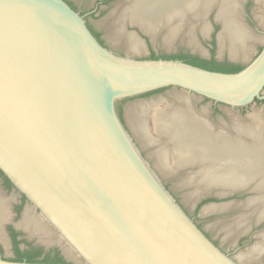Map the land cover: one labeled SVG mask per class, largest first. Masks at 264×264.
<instances>
[{
	"label": "water",
	"instance_id": "1",
	"mask_svg": "<svg viewBox=\"0 0 264 264\" xmlns=\"http://www.w3.org/2000/svg\"><path fill=\"white\" fill-rule=\"evenodd\" d=\"M125 52L64 0H0V171L85 264H241L144 133L161 116L255 119L264 46L236 73Z\"/></svg>",
	"mask_w": 264,
	"mask_h": 264
},
{
	"label": "bare ground",
	"instance_id": "2",
	"mask_svg": "<svg viewBox=\"0 0 264 264\" xmlns=\"http://www.w3.org/2000/svg\"><path fill=\"white\" fill-rule=\"evenodd\" d=\"M217 2V19L221 26L218 35L219 55L226 51L230 58L242 60L247 56L246 51L252 37L240 18V0H126L116 10H112L108 28L109 40L130 52L140 53L143 42L133 33L126 32L124 26L129 22L139 26L151 38H156L162 30L165 31L163 38L166 45L183 36L197 49L198 43L193 30L199 27L203 34H208L210 27L206 16ZM204 119L206 118L161 116L153 124L155 130L165 136L172 146L171 163L180 170H196L179 183L191 190L188 195L191 199L201 196L200 191H215L219 196L225 197L234 190L248 188L257 197L247 201L242 208L247 210L248 216H257L260 222L264 219V119L257 115L252 119L254 127L236 125L232 133L227 129L215 131L216 127ZM144 136L151 146L156 144L146 132ZM158 146L154 151L168 169L164 147ZM195 183L198 184L197 187ZM10 201L0 195V224L9 216ZM226 209V206L207 205L203 213L209 215ZM34 213V209L27 207L18 227L46 245L63 243L66 254L74 256L76 251L61 236L53 239V231L47 230L44 224L47 222L46 217L42 214L37 217ZM239 224L240 231L243 224ZM1 232L0 240L6 246L8 242ZM234 232L227 233L228 237ZM260 239L253 249L236 257L239 262L258 263L264 255V232L260 233ZM254 255L258 257L255 259Z\"/></svg>",
	"mask_w": 264,
	"mask_h": 264
},
{
	"label": "rangeland",
	"instance_id": "3",
	"mask_svg": "<svg viewBox=\"0 0 264 264\" xmlns=\"http://www.w3.org/2000/svg\"><path fill=\"white\" fill-rule=\"evenodd\" d=\"M75 5L76 11L81 14H85L89 11H92L94 9V3L96 0H70ZM126 0H114L113 2L107 3L105 5L99 6L97 9H95L91 15H89V22L92 24L93 28L99 32V35L101 37L103 45H105L107 48L112 50L117 55L123 57L125 54V47L121 48L122 45L114 44V46H110L109 43V35H108V28H109V22L111 20L110 15L111 13L116 10L117 6H119L122 2ZM113 10V11H112ZM213 15L212 13L208 17V23L210 26V33L207 35V37L203 36L200 28L196 27L193 30V35L195 37L196 42L198 43L197 49H194L189 43L186 37L180 36L177 38L172 44H167L164 42V36L165 31H161L160 35H158L156 38H151L149 35L142 33L136 26H129V23L125 24L126 32L133 33L135 36H137L140 40L143 42V50L144 54H139L140 59H147L150 55L149 49L151 48L157 55L159 54H167V55H173L177 54L179 52H190L193 55H197L202 58H210L213 54V57L217 59V61L223 62L228 60L229 56L226 51H224L221 55H219V42L217 41V35L219 31L221 30L220 24L213 21ZM192 18V17H190ZM240 18L242 22L244 23V26L246 27V30L250 32L249 34L252 37V40L250 41L248 45V49L246 51L247 56L242 59L238 60L236 64H241L245 66L255 56L258 54L259 49H261L264 46V1L260 0H245L244 2V15L243 13H240ZM107 19V20H106ZM193 19V18H192ZM150 47V48H149ZM125 48V49H124ZM211 50L212 54H211ZM221 57V58H220ZM220 59V60H219ZM261 119H264V108L260 111L258 114ZM206 118L204 120L210 122L211 125L215 128V131H218L217 129H227L230 133L233 132V128L236 125H243V126H252L254 124V121L252 119H244V118H209V117H203ZM235 120V121H234ZM242 121V122H241ZM249 121V122H247ZM252 123V124H251ZM235 124V125H233ZM148 135L155 141L156 144L152 146V148L155 150L160 147H164V150L166 152V165L168 166L169 172L174 177L178 185L181 187L183 192L188 197L189 192L191 191L189 188H186L182 183L183 180L187 179L188 176H190L194 171L188 169L183 170L175 167L172 162V157L170 153H172V146L170 142L165 139L160 133H158L154 125H152L148 130ZM161 141V142H160ZM168 141V142H167ZM161 143V144H160ZM163 143V144H162ZM163 145V146H162ZM168 145V146H167ZM158 146V147H157ZM167 146V147H166ZM166 147V149H165ZM171 158V159H170ZM172 164V165H171ZM178 169V170H177ZM187 171V172H186ZM174 173V174H172ZM188 173V174H187ZM188 175V176H187ZM187 176V178H186ZM183 186V187H182ZM198 184L195 183V187H197ZM247 191V192H246ZM251 190H248V188H245V190L241 189L236 191L230 196H223L220 197L215 191H200L199 194L201 196H197L193 199L188 198L190 202L195 205L197 202L204 201L206 202V199L208 201V198L213 199L214 197H220L215 198L211 202L205 203L198 211L202 219L205 221L207 226L210 228L212 233L215 235L219 243L222 245L224 250L226 252H232L233 247V241H227L228 234H230L231 231L229 230V227L236 226L239 223H248L250 220L252 221L253 217L248 216L246 214V211L243 207L244 204H246L247 201H249L252 198H256L257 195L254 192L249 193ZM215 192V193H214ZM231 194V193H230ZM0 195L6 199H10L9 202V216L8 218L0 224V232L2 233V236L5 237L6 241L8 242L5 246V243L0 240V249L2 256H5L7 259H15L16 254L13 250L12 243L10 241V238L8 237V231L12 228L16 231L17 236L19 237V247L23 249V251H26L25 249L28 248L31 249H42V252L44 249H49L50 251H56L59 253V255L68 263L70 264H85L84 261L77 255L76 252H74V256H69L66 254L64 244L61 243H52L50 245H46L45 243L38 241L36 237L30 236L28 232L18 227L19 222L21 221L22 214L24 210L28 208L34 209V214L37 217L41 216V213L36 210L31 205H28V202H26L23 207L19 205V197L20 194L15 189H10L9 191H2L0 188ZM225 203V204H224ZM222 204V205H221ZM207 205H218V206H226L229 211L222 210L211 214H204L203 210L207 207ZM232 205V206H231ZM206 206V207H204ZM231 206V207H230ZM14 207L17 214L14 212ZM204 207V208H203ZM18 208V209H17ZM203 208V209H202ZM241 208V209H239ZM238 209V210H235ZM21 212V213H20ZM243 215V216H242ZM234 219V220H233ZM233 220V221H231ZM239 221V223L237 221ZM46 225L47 230L53 231V239H58L59 235L56 233L54 228L47 223L44 222ZM240 225V224H239ZM237 225V226H239ZM259 228V227H258ZM256 229V228H255ZM260 232L261 230H264V222L262 226L258 229ZM257 230V231H258ZM264 232V231H263ZM4 233V234H3ZM228 233V234H227ZM57 234V235H56ZM34 237V238H33ZM249 245H245L244 248H240L236 251L232 252V255L234 257H238L241 253H244L245 251L249 250L252 246L259 243L258 239L252 240ZM2 244V245H1ZM36 247V248H35ZM77 257V258H76ZM41 257L40 259H42ZM72 258V259H71ZM243 264V263H241Z\"/></svg>",
	"mask_w": 264,
	"mask_h": 264
},
{
	"label": "flooded vegetation",
	"instance_id": "4",
	"mask_svg": "<svg viewBox=\"0 0 264 264\" xmlns=\"http://www.w3.org/2000/svg\"><path fill=\"white\" fill-rule=\"evenodd\" d=\"M73 10H75L76 11V8H75V5L72 3V1H70V0H64ZM114 0H96L95 1V3H94V9L92 10V11H89V12H87V13H85V14H81V13H79L81 16H83V18H84V20H85V22H86V26H87V28L89 29V31L93 34V36H95V38L103 45V43H102V40H101V37H100V35H99V32H97L94 28H93V26H92V24L89 22V20H88V18H89V15H91L92 14V12L95 10V9H97L99 6H101V5H105V4H107V3H110V2H113ZM77 12V11H76ZM150 48V47H149ZM263 48V47H262ZM261 48V49H262ZM149 51L151 52V51H153L151 48L149 49ZM261 51V50H260ZM259 51V52H260ZM154 52V51H153ZM258 52V53H259ZM155 53V52H154ZM190 53V52H189ZM156 54V53H155ZM190 54H192V53H190ZM202 58V57H201ZM211 58V57H210ZM210 58H204V59H210ZM217 60V59H216ZM226 61H228V60H226ZM228 62H230V61H228ZM230 63H232V64H235V65H238V64H236V63H233V62H230ZM239 65H241V64H239ZM241 66H243V65H241ZM217 105V104H216ZM12 185V184H11ZM0 188H1V190L2 191H9L10 189H14V187H13V185L11 186V187H9L8 185H7V183H6V180H5V176H0ZM233 193H231V194H228V196H230V195H232ZM227 196V195H226ZM221 197V196H220ZM220 197H214L213 199H215V198H220ZM213 199H209L208 198V201H207V199H206V202H204V201H200V202H197V204L195 205V207H194V217L195 218H197V219H199V217L196 215L197 214V212L199 211V209L205 204V203H207V202H211ZM27 202V200H26V198H25V196H23V195H21L20 194V197H19V205L20 206H22L23 207V205L25 204ZM15 208L16 207H14L13 209H14V212L17 214V212H16V210H15ZM18 209V208H17ZM185 210V212L192 218V219H194V217H192L191 215H190V213L188 212V211H186V209H184ZM235 210H238V209H235ZM21 213V212H20ZM252 217H253V219H252V221L250 220V222H248V223H245V225L247 226H244V224H243V229L242 230H240L239 231V229H238V226L236 225H234V226H232V229H231V227H229V230L228 231H231V232H234L233 233V235H231V236H229V237H227V241H233V247H232V252L233 251H236V250H238V249H240V248H244L245 247V245H249L251 242H253L252 240L253 239H255V240H257L258 239V241L259 240H261L260 239V233H262L264 230H261V232L258 230L261 226H262V224H263V222H264V219L263 220H261L260 222H258V220H257V216H255V215H252ZM234 220V219H233ZM233 220H231V221H233ZM194 221V220H193ZM237 221V220H236ZM240 221V220H239ZM195 222V221H194ZM259 223V224H258ZM196 224V223H195ZM197 225V224H196ZM201 230H202V232L217 246V247H219L220 248V250L221 251H223L225 254H227L229 257H231L232 259H234L235 261H237V262H239L238 261V259L236 258V257H234L233 255H232V252H225L219 245H218V243L215 241V239H213V238H211V236L206 232V231H204L199 225H197ZM259 227V228H258ZM256 228V229H255ZM234 230V231H233ZM237 230H238V233H237ZM258 230V231H257ZM13 231L14 232H16L14 229H13ZM242 231V232H241ZM230 232V233H231ZM8 237L10 238V241H11V243H12V247H13V250H14V246H13V238H12V235H11V231L9 230L8 231ZM19 237L18 236H16V240L18 241L19 239H18ZM260 242V241H259ZM251 245V244H250ZM19 246V245H18ZM253 247H255V245L254 246H252L249 250H251V249H253ZM36 248V247H35ZM19 249L21 250V251H23V249H21L20 247H19ZM26 251H30L28 248H26L25 249ZM36 250V249H35ZM248 250V251H249ZM0 251H1V249H0ZM14 252H15V250H14ZM47 253H50V256H53L55 253H56V251H50L49 249H44L43 250V254H42V256L41 257H44V256H46V254ZM16 254V253H15ZM59 254V253H58ZM0 257H3L2 256V253H1V255H0ZM40 257V258H41ZM258 256L257 255H254V258L256 259ZM63 259V258H62ZM10 260H15V259H10ZM38 260H41V259H38ZM63 261L66 263V264H70V263H68L67 261H65L64 259H63ZM260 264H264V255L260 258ZM259 261H258V263H259ZM255 262V261H254ZM254 262H252V263H249V264H258L257 263V261L254 263ZM239 263H243V262H239ZM243 264H248V263H243Z\"/></svg>",
	"mask_w": 264,
	"mask_h": 264
},
{
	"label": "trees",
	"instance_id": "5",
	"mask_svg": "<svg viewBox=\"0 0 264 264\" xmlns=\"http://www.w3.org/2000/svg\"><path fill=\"white\" fill-rule=\"evenodd\" d=\"M261 49H259L260 51ZM211 50V54H212ZM150 60H180L183 61L186 64L196 66L202 69L210 70V71H216V72H222V73H236L239 72L244 68V66L241 65H235L228 61H217L213 54L210 59H204L197 55H193L186 52H179L177 54L173 55H167V54H155L153 51L150 52V55L148 57ZM257 101V100H256ZM117 112L121 118V109L120 106L117 105ZM122 119V118H121ZM0 176H4L3 173L0 171ZM6 183L9 187H11L10 181L5 177ZM11 235L13 238V246L16 253V258L14 261H26L28 263H34V262H42V263H54V264H66L62 257L56 252L53 256H50V253H47L46 256H44L41 260L40 257L42 256L43 252L42 249H31L30 251H21L19 249V241H17L15 238L17 236V233L13 231V229H10ZM1 255V251H0Z\"/></svg>",
	"mask_w": 264,
	"mask_h": 264
}]
</instances>
